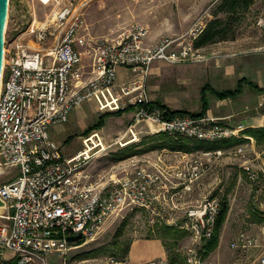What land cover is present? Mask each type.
<instances>
[{
    "label": "built area",
    "instance_id": "1",
    "mask_svg": "<svg viewBox=\"0 0 264 264\" xmlns=\"http://www.w3.org/2000/svg\"><path fill=\"white\" fill-rule=\"evenodd\" d=\"M39 1L48 5L64 0ZM84 21L81 12L61 5L46 21L37 22L33 15L25 29L6 30L0 87V264H67L72 249L135 212H145L153 230L162 225L185 230L193 245L201 244L200 249L188 246V262L204 264L223 189L197 203L187 195L208 171L203 157L221 154L220 149L190 158L184 153L176 168L166 165L162 156L150 155L98 168L95 153L86 149L68 154L50 134L52 127L66 124L76 108L115 86L123 66L135 72L119 85L120 95L128 98L123 108L134 105L136 122H147L152 133L207 140L236 135L217 117L184 113L168 118L167 109L156 105L149 93L147 78L155 61L196 62L204 58L203 48L195 46L196 36L177 47L170 37L149 42L148 28L137 23L118 38L94 41L88 50L91 71L85 77L83 55L76 47ZM231 153L243 155L245 147L239 145ZM245 168L257 179L252 166ZM78 234L80 239H69ZM256 242L242 233L232 246L245 249ZM106 263L135 264L127 255H112ZM253 264H264V253Z\"/></svg>",
    "mask_w": 264,
    "mask_h": 264
},
{
    "label": "rangeland",
    "instance_id": "2",
    "mask_svg": "<svg viewBox=\"0 0 264 264\" xmlns=\"http://www.w3.org/2000/svg\"><path fill=\"white\" fill-rule=\"evenodd\" d=\"M220 1L64 0L62 4L47 5L39 0H10L6 30L15 26L16 31L13 29V33L19 32L28 26L33 15L37 22L46 21L59 6H69L81 12L85 20L79 31L76 47L82 52L83 62L88 68L92 62L88 50L94 41L118 38L137 23L148 28V40L157 41L163 37H170L175 40L174 47H177V43L199 34L214 17ZM231 34L230 39L201 49L204 58L196 62L167 63L162 60L154 62L147 78L151 97L173 110L185 109L198 113L202 109L201 89L206 83L219 89H226L236 87L240 77H254V56L258 55L259 59L264 61V0H255L245 13L238 16V20L232 25ZM216 47L234 49L221 50L215 49ZM221 54L225 55L224 59L221 58ZM262 82L264 84V81ZM118 88L121 93L120 87ZM254 95L255 91L251 88L239 100L221 101L213 94L209 95L211 104L207 113L209 116L217 117L216 115L223 114L226 109L234 106L247 109L242 117L235 116L229 120L218 118L222 125L235 129L236 135L233 136L243 137L244 140L230 147L227 145L223 147L224 141L233 139V136L215 140L192 138L191 141V144H194L196 140H203L205 145L213 146L210 151L219 149L222 151L221 154L213 153L211 158L203 157L204 161H208V171L194 182L191 201L197 203L205 195L218 193L222 188L223 191L218 194L229 205L220 234L221 241L209 256L203 257L204 264L208 263L211 254L216 255V264H253L264 253V139L260 141L252 135L253 138L246 137L241 123L243 117L260 116L264 112V95L259 96L256 93L258 96L256 98ZM119 100L112 104H107L104 100L103 108H93L92 102L83 105V108L90 109L91 114L75 126L73 125L75 121L70 119L68 126H71V129L67 130L64 138V135L60 137L62 140L60 142L68 154L86 150L92 146V141H103V146L108 145L107 148L99 145L92 148V153L96 154L93 157L94 165L106 168L133 156L150 154L169 156L172 160H177L186 153L165 147L163 144L165 139L160 135L163 132L152 133L147 122H136L133 114L135 110L120 115H109L101 128L91 130L88 135H84L85 137L77 136L95 124L104 113L117 111L124 107V102H128V98L124 99L122 96H119ZM50 134L53 137L55 131L50 129ZM71 134L76 136L69 140ZM239 145L245 147V153L243 155L231 153V150ZM216 146L222 147L215 148ZM203 148L205 147L188 152L189 158L202 156ZM246 165L252 166L257 172V179L250 178ZM203 179L209 184V190L205 195L196 191ZM161 227L153 230V226L148 224L145 212L132 213L124 220L120 219L105 226L95 239L72 249L68 254L67 264H107L106 260L112 255L118 258L126 256L128 252L124 254V249L130 246L133 238L156 235ZM242 233L257 239V245L245 249L234 248L232 243ZM169 236L165 239L174 257L182 264H191L187 260V248L192 245L199 246L200 249L201 244L193 245L190 236L184 233L178 239L171 238L173 235Z\"/></svg>",
    "mask_w": 264,
    "mask_h": 264
},
{
    "label": "trees",
    "instance_id": "3",
    "mask_svg": "<svg viewBox=\"0 0 264 264\" xmlns=\"http://www.w3.org/2000/svg\"><path fill=\"white\" fill-rule=\"evenodd\" d=\"M255 2V0H221L220 3L218 4L215 12H214V17L209 20L204 26L199 34L195 37V46L198 48H205L209 45H212L216 42L219 41H225L228 40L232 37V25L238 20V16L242 15L245 13L251 5ZM245 83H248L252 87L256 88L258 91L264 93V87L258 85L255 83L253 80L243 77L238 81V85L236 88H227V89H219L214 86H212L210 83H206L202 89H201V100H202V109L200 112H189L185 109H171L169 106L166 104L162 103L161 101H155L154 103L156 105H159L163 108H166V117L172 118L178 114H184V113H191L192 115L195 116H200V115H206L209 106H210V94H213L216 96L218 99H226V98H235L239 93H241L243 89V85ZM135 107L133 105H129L125 108H121L118 111L115 112H106L104 113L95 124L89 126L83 134H88L91 130L95 128H101L106 120V117L112 114H122L126 110H131L134 109ZM243 134H246V137L253 138L252 136H255L258 138V140H263L264 139V126H257V127H252L250 129H245L243 131ZM248 134V135H247ZM161 137L164 138V146H167L172 149H179V150H184V151H192L194 149H200L203 146L205 147L206 150H210L213 146L210 145H205V142L203 140H196L194 141V144H191L192 138L189 137H176L173 136L172 134L169 133H160ZM252 135V136H251ZM74 136V135H73ZM181 136V135H180ZM243 137H236L233 136V139L225 140L224 144L226 147L227 146H233L239 142H241ZM227 143V144H226ZM222 146H216L215 148H221ZM229 205L227 201L223 198L222 202V209L221 212L218 216L217 219V225H216V231L214 234V237L212 240L206 244L205 246V252L208 255L211 251H213L219 244L220 241V234L221 230L223 228V225L226 220V216L228 213ZM158 235L161 237H170L169 235H173L171 238L178 239L181 237L183 234L179 229H175L171 226H165L159 229ZM168 235V236H167ZM166 246L168 244L166 243ZM128 246L126 250L124 249V254H126L129 251ZM175 261H172L171 263H178V259H174Z\"/></svg>",
    "mask_w": 264,
    "mask_h": 264
},
{
    "label": "crops",
    "instance_id": "4",
    "mask_svg": "<svg viewBox=\"0 0 264 264\" xmlns=\"http://www.w3.org/2000/svg\"><path fill=\"white\" fill-rule=\"evenodd\" d=\"M149 42H153V41L149 40ZM219 48H221V50H223V48L228 49V50L229 49H234V47H216L215 49H219ZM221 56H222L221 58L224 59L223 57H225V55L221 54ZM259 58L260 57L258 55L254 56V62L255 63H254L253 67L255 68V76L254 77L243 76V77H247V78L253 80L258 85L264 87V84L262 82V81H264V61H262ZM155 63H156V61H155ZM152 65H154V63ZM86 68L87 67H85V64H84V69H85V72H86L85 77H88L90 75V71H91V63L89 64L88 68L87 69ZM118 72H119L118 73V79H117V83H116L115 86H113L112 88H110V89H108L106 91L100 92L94 98H92L91 100L87 101V102H92L93 108H103V106H105L104 100L107 101V104L117 103V101H120L119 100V96H121L120 95L121 93L119 92V88H118L119 85L122 82H124L127 79H129L130 77H132L135 74V72H134V69L132 67H123V66L119 67ZM243 77H240L238 79V81L241 78H243ZM238 81H237V85H238ZM246 86H248V87H246ZM236 87H234V88H236ZM247 88L248 89L251 88V89H253L255 91V95H254L255 98L258 97L257 95H259V96L260 95H264V93L258 91L256 88L252 87L248 83H245L243 85V89H242L241 93H239L235 98H226V99H220V100L221 101H227V99H238L239 100V98L243 94L245 95V92L248 90ZM256 93H257V95H256ZM110 98H111V100H110ZM87 102H85L84 104H86ZM84 104H82L81 106L76 108L75 109L76 111L74 110L75 112L73 111L71 116H70L71 121L72 120L75 121V123L73 124L74 126L77 125V123L83 121L86 116H89V114H91L90 113L91 112L90 109L83 108ZM130 105H132V104H130ZM210 106H211V104H210ZM210 106H209V109H210ZM209 109H208L207 113L209 112ZM225 109H226V107H225ZM131 110L134 111L135 108L131 109ZM131 110H126L123 113L131 111ZM246 111H247V109H244V107H238L237 108V107L234 106L231 109H228V110L226 109L225 113L220 114V115H216V116H217V118H223V119H228L229 120L230 118H233L235 116L236 117L237 116L238 117L244 116L243 113H245ZM108 112H115V111H108ZM207 113H206V115H207ZM133 114H134V112H133ZM210 117H213V116H210ZM68 122L66 124L58 125L56 127H52L51 128L52 130L55 131V134L53 136L54 139L62 141L60 137L64 135L63 136V138H64L65 134L67 133V130L71 129V126H68ZM241 123L243 124L242 127H244V128H242V131H245V129H250L252 127L264 126V112L260 116L248 115L247 117H243L241 119ZM83 133L77 134V136L78 137H85L84 135H88L90 132L88 134H83ZM75 136H76V134H71L68 137V139L70 140V139L74 138ZM101 138L102 137H100V140H101ZM91 144H92V146L88 147L87 149H89V153L92 154V148H95V147H97L99 145H101V147H102L103 146V141L98 142L96 140V144H93L92 142H91ZM107 146L108 145H105L103 147H107ZM168 148H165V149H168ZM170 149H172V148H170ZM175 150H177V149H175ZM202 150H206V149L203 148ZM179 151H184V150H179ZM65 152H67L66 148H65ZM185 152L188 153V151H185ZM190 152H193V151H190ZM73 153H75V152H73ZM70 154H72V153H70ZM150 156H153V155H150ZM156 156L157 155H154L153 158H156ZM162 158L164 159V162H165L166 165H172V166H174V168L179 166V164L181 163V160H180L181 158L177 159V160H172V158L169 157V156H164V157L162 156ZM93 164H94V162H93ZM208 186H209V184H207L206 180L203 179L201 186L196 188L197 193H200L201 195L207 194V192L209 190ZM187 196H188L187 199L190 200L191 196H189V195H187ZM165 226H169V225H162V227H165ZM171 227H173V226H171ZM173 228L179 229L182 232V234L184 233V234H187V236L189 235L183 229H180L178 227H173ZM157 234L156 235L154 234V235H151V236H146V237L133 238V240L130 242V247H129V251H128L127 256L130 257L135 264H168V263H171L172 261H175L174 260L175 257L173 255V252L170 251L168 246H166L165 237H161L160 235H157ZM220 241H221V238H220ZM220 241H219V243H220ZM207 256H209V254L207 255L206 252H205V257H207ZM207 262H208L207 264H210L211 262L212 263L214 262L216 264V255L214 256V254L213 255L211 254V257L208 258ZM239 263H241V262H239Z\"/></svg>",
    "mask_w": 264,
    "mask_h": 264
},
{
    "label": "water",
    "instance_id": "5",
    "mask_svg": "<svg viewBox=\"0 0 264 264\" xmlns=\"http://www.w3.org/2000/svg\"><path fill=\"white\" fill-rule=\"evenodd\" d=\"M10 0H0V87L2 80L3 64H4V47L6 37V25L9 13ZM3 202L0 200V204ZM82 237L81 234L71 236V241L78 240Z\"/></svg>",
    "mask_w": 264,
    "mask_h": 264
}]
</instances>
